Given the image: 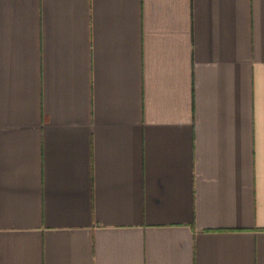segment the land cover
<instances>
[{
    "label": "crops",
    "instance_id": "0c3cea01",
    "mask_svg": "<svg viewBox=\"0 0 264 264\" xmlns=\"http://www.w3.org/2000/svg\"><path fill=\"white\" fill-rule=\"evenodd\" d=\"M0 264H264V0H0Z\"/></svg>",
    "mask_w": 264,
    "mask_h": 264
}]
</instances>
